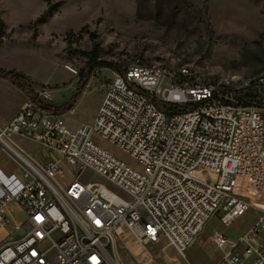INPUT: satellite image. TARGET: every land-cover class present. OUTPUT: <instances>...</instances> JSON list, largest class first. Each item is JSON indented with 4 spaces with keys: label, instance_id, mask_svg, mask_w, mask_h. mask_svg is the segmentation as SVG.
<instances>
[{
    "label": "built area",
    "instance_id": "built-area-1",
    "mask_svg": "<svg viewBox=\"0 0 264 264\" xmlns=\"http://www.w3.org/2000/svg\"><path fill=\"white\" fill-rule=\"evenodd\" d=\"M112 71L92 125L73 130L31 99L0 125V264H123L120 227L139 243L167 239L184 255L212 216L223 212L230 226L263 195L264 103L246 91L264 85V73L215 87L141 59ZM36 95L53 99L45 89ZM93 133L142 168L96 144ZM15 136L39 150L24 151ZM65 162L76 169L63 184ZM88 169L104 181L85 180ZM12 203L26 211L20 224L5 214ZM211 240L222 264H264V211L236 239L214 231Z\"/></svg>",
    "mask_w": 264,
    "mask_h": 264
},
{
    "label": "rangeland",
    "instance_id": "rangeland-1",
    "mask_svg": "<svg viewBox=\"0 0 264 264\" xmlns=\"http://www.w3.org/2000/svg\"><path fill=\"white\" fill-rule=\"evenodd\" d=\"M1 23L0 69L23 73L37 93L48 91L53 99L47 105L77 97L73 110L62 114L73 130L93 124L103 88L114 78L113 69L97 68L89 77L90 84L77 93L85 55L93 44L91 33L100 44L101 58L122 66L141 59L170 75L183 74L215 87L233 77L242 81L264 73V0H0ZM83 27L86 30L78 38ZM71 30L77 42L68 38ZM246 93L264 103V85L253 84ZM29 100L16 85L0 81L2 118L9 116L8 111H20ZM13 140L28 153L40 148L19 136ZM92 140L130 166L142 168L110 139L93 133ZM64 168L62 183L66 184L74 178L76 167L65 162ZM195 174L213 179L208 173ZM83 178L104 181L91 169ZM252 203L254 207L232 227L251 224L253 216L264 211V193ZM5 214L20 224L26 211L12 203ZM212 229L208 224L207 232ZM116 231V253L123 264H164L174 255L180 264L185 262L183 254H174L163 239L141 246L125 227Z\"/></svg>",
    "mask_w": 264,
    "mask_h": 264
},
{
    "label": "trees",
    "instance_id": "trees-1",
    "mask_svg": "<svg viewBox=\"0 0 264 264\" xmlns=\"http://www.w3.org/2000/svg\"><path fill=\"white\" fill-rule=\"evenodd\" d=\"M1 28H2V23L0 25V29ZM85 30H86L85 27H83L80 30V32L78 33V38H82V33ZM67 35L71 43L78 41V38L77 37L75 38L74 36L75 35L74 31L72 30L69 31ZM91 35H92L93 44H92L91 50L85 55L87 58V61L80 75V81H79L77 93L82 92V90L85 88V85L87 84L89 80V77L97 68L106 67V68H111L113 70H118V69L121 70L122 68V65L120 63L108 61V60L101 58L100 44L97 42V38L95 34L91 33ZM1 45H2V39L0 36V48H1ZM179 75H180L181 81H185L187 79V77H184L181 74ZM0 79L9 81L12 84L16 85L20 90H22L28 96L29 99H31L34 102H37L43 108H45L46 110L54 114L62 115L67 112H70L73 109L74 104L76 102L77 97H74L69 102L63 103L61 105H52V104L47 105L46 103L39 101L36 95V91L32 89L31 84L29 80L27 79V77L23 73L16 71V70L0 69ZM172 110L176 111L180 109H178V107H173Z\"/></svg>",
    "mask_w": 264,
    "mask_h": 264
},
{
    "label": "crops",
    "instance_id": "crops-1",
    "mask_svg": "<svg viewBox=\"0 0 264 264\" xmlns=\"http://www.w3.org/2000/svg\"><path fill=\"white\" fill-rule=\"evenodd\" d=\"M0 81L9 82V81L2 80V79H0ZM89 84H90V82L87 84V86ZM103 91H104V93L106 92V85L104 86ZM18 112L8 111L9 116H7V118H2V116H1L2 112H0V124H3V125L7 124L9 121H11L18 114ZM214 217L215 216H212L207 221L204 229L195 238L194 242L189 246V248L187 249V252L184 255L179 254L177 252V249L167 239H163L166 246L169 249H171L174 254L181 255V257L184 258L185 262L183 264H222L221 263L222 251L211 240V235L213 234V232L219 231L231 239H236L240 234H242L246 230V228L250 224L249 223L246 226L235 228V227H232L231 225L230 226L224 225L220 221V218L214 219ZM256 217L257 216H253L252 222L256 219ZM208 224L213 225V229L211 232H207V230H206ZM140 244L142 246L144 244L148 245L150 243H140ZM151 244H153V242H151ZM163 262H164V264H180L177 257H175V255L173 257L169 258V260H164ZM245 264H247V263H245Z\"/></svg>",
    "mask_w": 264,
    "mask_h": 264
}]
</instances>
